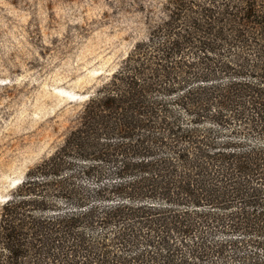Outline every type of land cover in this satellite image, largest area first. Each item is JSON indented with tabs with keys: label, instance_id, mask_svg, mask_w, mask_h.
I'll use <instances>...</instances> for the list:
<instances>
[{
	"label": "trees",
	"instance_id": "1",
	"mask_svg": "<svg viewBox=\"0 0 264 264\" xmlns=\"http://www.w3.org/2000/svg\"><path fill=\"white\" fill-rule=\"evenodd\" d=\"M0 208V264H264V0H168Z\"/></svg>",
	"mask_w": 264,
	"mask_h": 264
},
{
	"label": "rangeland",
	"instance_id": "2",
	"mask_svg": "<svg viewBox=\"0 0 264 264\" xmlns=\"http://www.w3.org/2000/svg\"><path fill=\"white\" fill-rule=\"evenodd\" d=\"M168 0H0V208Z\"/></svg>",
	"mask_w": 264,
	"mask_h": 264
}]
</instances>
